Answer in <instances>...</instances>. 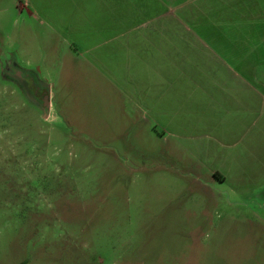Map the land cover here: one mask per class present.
<instances>
[{"label": "rangeland", "instance_id": "374dc122", "mask_svg": "<svg viewBox=\"0 0 264 264\" xmlns=\"http://www.w3.org/2000/svg\"><path fill=\"white\" fill-rule=\"evenodd\" d=\"M218 1L216 28L252 37L249 60L236 66V76L258 83L264 77V0H230L228 12ZM4 8L8 0H1ZM42 37L24 13L0 14V264H264L261 87L249 98L245 157L238 147L235 165L219 152L222 159L196 167L180 154L179 132L171 127L170 134L147 125L116 133L114 110L105 101L109 91L72 78L66 55L54 51L62 63L54 68L59 80L52 102L44 108L33 99L6 61L14 57L20 64L21 50L35 53L38 67L27 70L41 76L46 67L38 50L52 55ZM57 41L52 50L62 51ZM242 42L237 36V58ZM214 77L231 76L219 71ZM206 89L195 104L198 115L221 110L208 103L219 98V87Z\"/></svg>", "mask_w": 264, "mask_h": 264}, {"label": "crops", "instance_id": "0c3cea01", "mask_svg": "<svg viewBox=\"0 0 264 264\" xmlns=\"http://www.w3.org/2000/svg\"><path fill=\"white\" fill-rule=\"evenodd\" d=\"M17 1L8 0L10 8L1 9L0 14L20 12L36 21L44 39L41 43L52 55L38 50L46 67L41 76L28 72L37 61L36 54L27 50H21L20 64L14 57L6 64L9 70H17L18 78H30L45 89L48 101L52 102L51 87L59 80L54 68L59 64V70L62 63L55 59V51L62 59L66 55L72 78L79 76L92 87L101 83L107 88L110 94L105 101L114 110L116 133H137L147 125L152 132L159 127L170 134L171 127L179 132L180 154L196 167L222 159L224 153L235 165L238 147H243L239 156L245 157L249 145L242 138L248 131H244L245 121L252 115L249 98L259 85L264 103V77L252 83L236 76V66L249 60L252 37L216 28L221 19L218 0H22L23 8ZM223 1L228 12L230 0ZM204 23L212 28H204ZM239 35L244 50L239 48L242 56L237 58ZM50 39L61 41L62 51L52 50ZM219 71L231 77H214ZM211 86L219 87V98L208 103H217L221 110L198 115L195 104ZM201 130L205 135L199 138L196 133ZM210 174L224 179L218 171L210 170Z\"/></svg>", "mask_w": 264, "mask_h": 264}, {"label": "flooded vegetation", "instance_id": "af4514ba", "mask_svg": "<svg viewBox=\"0 0 264 264\" xmlns=\"http://www.w3.org/2000/svg\"><path fill=\"white\" fill-rule=\"evenodd\" d=\"M18 79H20L21 84L23 85V87L25 88V90L28 92V94L30 96H32L34 99H35V96L39 97L40 98V102L42 104V99L46 95L45 89L37 86L35 84V82L32 79H30V78H26V77H22L21 78L20 77Z\"/></svg>", "mask_w": 264, "mask_h": 264}, {"label": "water", "instance_id": "95a60500", "mask_svg": "<svg viewBox=\"0 0 264 264\" xmlns=\"http://www.w3.org/2000/svg\"><path fill=\"white\" fill-rule=\"evenodd\" d=\"M48 104H49V101H48V98L47 97H44L42 99V105L44 108H47L48 107Z\"/></svg>", "mask_w": 264, "mask_h": 264}]
</instances>
